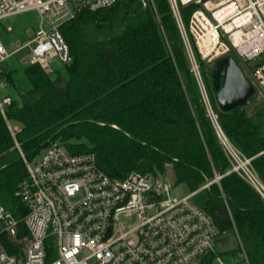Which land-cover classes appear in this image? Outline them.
<instances>
[{"label":"trees","instance_id":"obj_1","mask_svg":"<svg viewBox=\"0 0 264 264\" xmlns=\"http://www.w3.org/2000/svg\"><path fill=\"white\" fill-rule=\"evenodd\" d=\"M200 8L178 2L185 26ZM120 24V33L93 42L82 31L85 26L102 31ZM60 32L71 57L66 79L58 69L51 78L37 64H28L23 70L28 88L17 91L5 110L6 119L20 128L14 138L0 114V205L18 222L14 238L0 233L2 249L19 257L28 238L21 222L26 209L15 195L27 176L21 154L31 161L58 141L72 153L92 152L111 178L171 170L175 185H184L189 193L210 183L207 214L220 231L234 229L249 264H264V201L237 173L229 172L231 164L186 67L168 0H117L109 9L77 15ZM230 54L241 67L233 49ZM216 65L219 59L213 62L207 87L216 121L264 186V126L256 115L247 116L244 106L219 109L216 86H222L225 67L219 78L213 77ZM13 75L9 71L0 79L13 86ZM199 264H209V259Z\"/></svg>","mask_w":264,"mask_h":264},{"label":"built area","instance_id":"obj_2","mask_svg":"<svg viewBox=\"0 0 264 264\" xmlns=\"http://www.w3.org/2000/svg\"><path fill=\"white\" fill-rule=\"evenodd\" d=\"M169 1L177 28L185 29L192 38L200 60L220 59L231 49L243 63L264 54V0H189L185 4L193 2L202 8L192 12L187 26L174 0ZM116 2L0 0V31L4 19L35 10L49 27H40L27 43L29 64H37L50 75L54 71L49 65L53 59L64 66L71 62L60 27L81 13L103 11ZM210 3L214 5L208 6ZM230 5H233L231 9ZM206 27L213 29L216 37L204 43V55L198 41ZM184 45L191 71L202 88L188 41L184 40ZM18 50L8 51L0 40V77L9 72L4 62ZM248 70L254 93L264 99V61ZM6 86L0 79V89ZM201 94L204 100V91ZM11 102L10 96L0 98V114L14 138L20 128L12 126L5 117ZM206 113L231 164L229 172L237 173L264 201V186L250 160L228 141L214 113L208 110ZM21 158L27 176L15 195L26 209L21 222L28 238L23 239L25 245L19 257L8 254L0 246V264H199L207 258L209 264H249L240 243L238 250L225 259L217 249L225 231L219 230L205 208L189 203L194 193L173 196L174 176L168 170L164 174L131 172L123 179L111 178L98 167L92 152L72 153L58 141L31 161L22 154ZM242 163L245 168L241 167ZM209 184L199 190H206ZM17 224L12 214L0 205V233L14 238Z\"/></svg>","mask_w":264,"mask_h":264},{"label":"rangeland","instance_id":"obj_3","mask_svg":"<svg viewBox=\"0 0 264 264\" xmlns=\"http://www.w3.org/2000/svg\"><path fill=\"white\" fill-rule=\"evenodd\" d=\"M168 2L170 5L171 1L168 0ZM173 2L178 7L179 0H174ZM141 7L144 8L145 5L142 4ZM133 18L134 16L129 17L128 20H126V22L129 21L131 22ZM123 25L124 24L116 25L111 30H102V31H96L93 26H85L82 28V31L85 35L86 40L89 42H93L117 35L122 30ZM40 27H42L43 29H47L49 25L45 20H41L40 16L35 10H28L18 15L8 17L1 22L0 40L2 44L10 52L16 48H19V50L15 54L11 55V57H9L6 62H4V67L9 71L14 72L13 86L7 85L5 88L0 89V98L4 96H10L11 98H16L17 91L22 92L28 88V83L23 73L24 68L29 64V47L27 46V43L32 39L35 32H37ZM184 30L185 29L182 28L178 29L183 44L182 51H183V57L186 67L190 70L192 74L195 84V91L198 94L201 104L205 108V111L208 110L209 112L214 113V108L211 104L207 87L211 85L210 73L213 66V62L215 60L214 61L200 60L199 57H197V52L195 51L196 49H194L192 38ZM184 40L185 42L188 41L190 45L189 52L193 53L195 57V61L199 69V76H200L202 88H200L199 85L197 84L193 72L191 71V63L189 61L188 51L184 45ZM228 55L231 54L229 53ZM239 61H241V68L245 77L249 82H251L252 77L250 76V72L248 69L253 68V66H255L258 62H263L264 54L261 55L256 60H252L246 63H243L240 58ZM201 62L202 64L200 65ZM49 65L51 68H53V70L58 69L60 75L64 79H66L65 66L59 64L57 59H53ZM50 77L53 78L54 74H50ZM201 90L204 91L205 93L206 100L208 103L207 108L204 105V100L201 94ZM244 111L246 112L247 116L256 115L257 120L260 122L262 126H264V99H262V97L259 96L257 92H255L254 95L250 99H248L247 103L244 105ZM11 125L16 126L15 123H11ZM232 164L234 166L236 165L234 161H232ZM168 171L172 173L171 170ZM215 181H217V179ZM172 194L173 196L182 197L189 194V191L184 185H174L172 189ZM207 200H208L207 190L200 189L194 192V194L189 198L188 201L190 204L194 206L205 208ZM238 241L239 240L233 228L232 230H226L225 234L223 235V238L218 243L217 249L225 257V259H229L230 254L235 253L238 250L239 248Z\"/></svg>","mask_w":264,"mask_h":264},{"label":"water","instance_id":"obj_4","mask_svg":"<svg viewBox=\"0 0 264 264\" xmlns=\"http://www.w3.org/2000/svg\"><path fill=\"white\" fill-rule=\"evenodd\" d=\"M223 67H225L222 73L223 83L221 87L216 86L218 89L216 102L221 111L229 112L236 107L244 106L254 95V88L245 77L240 65L230 56L219 59V66L214 67L213 77L217 74L219 78Z\"/></svg>","mask_w":264,"mask_h":264},{"label":"bare ground","instance_id":"obj_5","mask_svg":"<svg viewBox=\"0 0 264 264\" xmlns=\"http://www.w3.org/2000/svg\"><path fill=\"white\" fill-rule=\"evenodd\" d=\"M179 1L185 4V3L188 2L189 0H179ZM210 5H214V3H210V4H208V6H210ZM232 6H233V5H230L229 8L231 9ZM202 33H203V36L200 37V39H199V41H198V44H199V46H200V48H201V52H202L204 55H206V54H205L206 50H203L202 46L204 45L205 42H209V40L214 41V40H213V37H216V32H215L213 29H209L208 27H206ZM211 38H212V39H211ZM204 100H205V105H207L208 103H207V101H206V98H205ZM219 136H220L221 138H224V136L221 135L220 132H219ZM241 167L245 168V166H244L243 163L241 164Z\"/></svg>","mask_w":264,"mask_h":264},{"label":"crops","instance_id":"obj_6","mask_svg":"<svg viewBox=\"0 0 264 264\" xmlns=\"http://www.w3.org/2000/svg\"><path fill=\"white\" fill-rule=\"evenodd\" d=\"M18 126V125H17ZM19 127V126H18ZM199 190V189H198ZM198 190H196V191H198ZM196 191H194V192H196ZM194 192H192V193H194ZM190 194V193H189Z\"/></svg>","mask_w":264,"mask_h":264}]
</instances>
